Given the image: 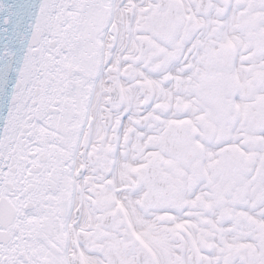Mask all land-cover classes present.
Returning a JSON list of instances; mask_svg holds the SVG:
<instances>
[{"label": "snow or ice", "instance_id": "obj_1", "mask_svg": "<svg viewBox=\"0 0 264 264\" xmlns=\"http://www.w3.org/2000/svg\"><path fill=\"white\" fill-rule=\"evenodd\" d=\"M0 264H264V0H0Z\"/></svg>", "mask_w": 264, "mask_h": 264}]
</instances>
